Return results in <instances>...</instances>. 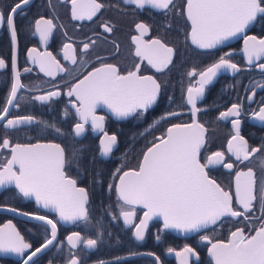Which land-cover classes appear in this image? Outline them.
<instances>
[{
	"label": "flooded vegetation",
	"instance_id": "obj_1",
	"mask_svg": "<svg viewBox=\"0 0 264 264\" xmlns=\"http://www.w3.org/2000/svg\"><path fill=\"white\" fill-rule=\"evenodd\" d=\"M19 0H0V9L8 15L11 7ZM104 7L96 13L91 20H76L71 15V0H30L22 11L14 17L17 28V42L13 44L10 32L6 25H0V58H3L6 65L0 69V109H2L8 98L11 85L15 82V72L19 71L20 81L24 87L20 88L13 104L9 107L5 120H0V143L4 139L10 141L7 147L0 148V168L11 158V149L16 144L56 143L59 144L65 153V173L76 179L78 187H84L89 195V215L92 197L95 198L93 189L97 185L96 173L102 165H109L110 180L107 184L117 183L120 174L128 169H138L145 150H126L124 139L128 138L134 142L158 138L165 135L169 126L178 123H188L192 120L193 114L190 106L186 103V92L189 86H198V75H189L193 69L197 73L205 70L208 66L218 61L224 53H231L232 63L238 65L241 71L233 73L224 70L217 75L213 81L205 87V92L197 107L202 111L198 113L199 121L207 129L206 142L200 153L201 162L213 152L225 153V163H232L234 167L227 169L222 165L210 166L207 171L209 177L215 179L226 191H235V173L239 170L246 171L251 167L256 172L258 183L264 177V148L260 153L255 154L248 161H237L232 153L227 151L228 141L234 134L230 120L221 119L219 113L227 111L233 103L242 105V112L239 117L241 121L240 134L248 141V146L261 147L264 145V124L252 119V111H258L264 101V88L258 87L264 84V70L256 65L264 63V57L259 61L248 64L247 57L243 52L244 39L247 36H255L264 39V15H258L252 22L251 27L233 42L216 47L214 49L201 50L194 47L186 35L190 32V23L183 13L185 0H174L175 7L166 14L151 6L138 8L127 0H97ZM40 17L53 20L56 27L53 29L47 42L41 41L38 34L34 35L35 20ZM107 23L112 27V32H106L103 25ZM138 23L147 24L149 30L141 37L142 41L148 43L153 39H159L174 49L172 63L162 72H157L146 59L135 55L137 43L133 37H140V31L136 28ZM94 41L87 54L81 49L84 43ZM72 44L76 49L77 65L71 64L64 57V44ZM37 49L33 55L50 52L60 62L67 72H58L55 76H48L40 70L39 63L34 62L28 55L29 50ZM100 59H97V58ZM13 59L15 67H13ZM81 61L87 63L81 64ZM101 63L115 64L121 74L128 71H135L136 65L140 66L139 75L153 76L161 83V93L157 103L146 113L139 111L128 117H117L107 106L101 105L97 108L96 114L103 116V129L94 130L91 122L85 124V131L80 135L74 134V126L81 122L75 107L69 101H75V97H68L67 91L78 79L86 75ZM27 68L29 71L25 72ZM60 91L61 95L53 97L50 101L41 102L35 97L44 95L49 91ZM179 91H181L179 95ZM253 91L255 96H252ZM183 93V95H182ZM252 97L248 99V97ZM177 100V108L168 112H176L177 116H166L164 120L159 117L165 115L166 109H171ZM19 107H16V105ZM162 104V108H158ZM165 104V105H164ZM32 116L35 120L32 123L17 125L15 128H6V120ZM157 121H159L157 123ZM55 125V127H50ZM56 128L60 131L57 132ZM109 136H117V145L108 156L101 154V138L103 133ZM156 140V141H157ZM145 143L141 146H143ZM75 154V159L73 155ZM124 167V170L114 176L115 170ZM103 173V172H102ZM104 174V173H103ZM115 190V187H114ZM115 207L117 216L119 214V202L115 192ZM233 207L242 211L241 206L234 203ZM15 209V213L4 209ZM144 210L138 209L134 224H138ZM21 213L32 216H47L57 222V240L44 252L33 259L34 264H68L74 256L78 257L80 264H90L97 261H105L102 257L106 255L100 248L99 243L92 249L86 248L83 244L76 248H70L66 237L73 232H80L85 238L82 230L84 221H78L73 225H65L59 221L58 214L53 210H45L39 207L36 201L26 199L16 187L6 185L0 187V229L11 222V225L23 236L26 243L32 245L26 255L39 247L46 238H50V226L44 222L30 220L21 217ZM108 216V215H107ZM113 216V214H112ZM250 216L253 219L241 217H226L222 223L210 225L207 228L189 236L178 237L165 230L163 223L153 220L149 225L144 240H136L133 235L134 227L127 226L121 217L118 216L123 228L131 232L132 238L141 246L148 238L149 230L156 228V231L165 236L169 233L177 238V248L183 249L185 245L196 249L198 258L193 257L190 264H213L208 255L209 243L201 237L208 236L210 241L227 240L231 231L236 228H244L245 233L252 232L260 226V220L255 219L261 216L258 208L254 209ZM113 219V218H112ZM118 227V225L115 223ZM120 228V227H119ZM123 233V229L120 228ZM154 234V233H153ZM254 234V232H253ZM92 235V233H91ZM118 235V234H117ZM155 240V246L160 248L159 254L156 251L138 249L135 252L155 253L161 264H178L174 258H169V249H163L162 237ZM92 238V237H90ZM161 238V240H160ZM94 239V238H92ZM63 241V243H59ZM125 247V246H124ZM164 251L162 254L161 252ZM124 254L122 256L128 255ZM11 252H0V264H23L26 258ZM120 256V257H122ZM163 256V258H162ZM157 264L156 260L150 257H138L129 260H117L118 264H143L145 260ZM142 261V262H141ZM145 264H149L146 263Z\"/></svg>",
	"mask_w": 264,
	"mask_h": 264
},
{
	"label": "snow or ice",
	"instance_id": "obj_2",
	"mask_svg": "<svg viewBox=\"0 0 264 264\" xmlns=\"http://www.w3.org/2000/svg\"><path fill=\"white\" fill-rule=\"evenodd\" d=\"M143 9L151 6L165 14L175 7L174 0H127ZM30 0H19L11 7L7 16L0 9V25H6L13 44L17 42V28L14 17L22 6H26ZM71 15L73 19L91 20L104 5L97 0H71ZM183 13L190 23V32L186 39L201 49H214L236 37L256 20L258 15H264V0H185ZM56 25L51 19L40 17L35 20L34 35L38 34L41 41L47 42ZM106 32H112V27L107 23L103 25ZM136 28L140 31V37H133L137 43L135 55L146 59L157 72H162L172 63L174 49L159 39L145 43L141 37L149 30L147 24L138 23ZM95 42L84 43L81 51L87 54ZM64 59L77 65L75 47L64 44ZM243 52L249 65L264 57V39L255 36H247L244 39ZM37 49L29 50L28 55L34 62L39 63L40 70L48 76H55L58 72L68 70L60 64L50 52L38 54ZM231 53H224L217 62L208 66L205 70L196 72L192 70L189 75H198V86L187 88L186 103L191 106L193 114L191 123L173 124L167 129L165 137L158 138L143 154L138 169L124 171L119 176V182L115 184V192L119 202V217L125 224L135 228L133 235L136 240H144L148 228V221L153 217L163 218L164 228H173L183 232H198L210 225L222 223L226 217H241L253 219L250 213L258 208L261 216L260 226L252 232L245 233L244 228H236L230 232L229 238L216 240L208 249L214 264H264V177L258 178L253 168L246 171L239 170L235 173V191H226L215 179L209 177L207 169L210 166L222 165L232 169V163H225V153L213 152L201 162V149L205 145L207 129L204 124L195 119L196 113L202 111L197 107V102L209 85L221 70H230L233 73L241 71L237 64L232 63ZM97 59H100L99 57ZM15 67V60L12 61ZM87 61H81V64ZM6 62L0 58V69ZM264 70V63L256 65ZM25 72L29 69L25 68ZM140 66L136 65L135 71L121 74L115 64L101 63L78 79L67 91L68 97H75V101H69L75 107L80 117L79 123L74 126V134L80 136L85 131V124L91 122L94 130L103 129V116H98L96 110L101 105L107 106L117 117H128L138 111L146 113L151 106L157 103L161 93V83L153 76L139 75ZM21 73L15 72V82L11 85L5 106L0 109V120H5L9 107L13 104L17 92L24 85L20 81ZM264 88V84L258 85ZM60 91H49L44 95L35 97L41 102L50 101L53 97L60 96ZM252 96H255L253 91ZM252 97H248L251 99ZM16 107H19L17 104ZM242 112L240 103H233L227 111L219 113V118L228 119L232 125L234 134L227 144V151L236 157L237 161H248L255 154L260 153L261 147L248 146V141L240 134ZM176 112H167L159 117L164 120L166 116H177ZM251 117L264 124V101L258 111H252ZM35 117L23 116L6 120V128H15L17 125L32 123ZM159 121H157L158 123ZM55 127V125H50ZM59 132L60 129L56 128ZM101 140V154L108 156L117 145V136H109L103 133ZM10 141L4 139L0 148L7 147ZM75 159V154L73 155ZM65 153L59 144H16L11 149V159L0 168V187L14 184L24 197H34L44 208L54 210L60 220L75 224L78 221H89V195L84 187H78L76 179L65 173ZM120 168L115 171L120 172ZM96 176L102 177V172ZM115 176V174H113ZM103 183L102 179H98ZM111 190L113 184H108ZM235 203L241 206L242 211L233 207ZM142 205L145 209L143 218L138 224H134L136 216L135 206ZM12 211H16L12 209ZM25 215H31L25 213ZM113 213V219L118 218ZM50 225V238L26 255L27 250L32 249L30 243H26L23 236L15 229L11 222L0 229V252H11L26 258L23 264H34L33 258L38 253L46 250L57 240V222L47 216L36 217ZM254 232V234H253ZM70 248H76L83 244L92 249L97 246L98 239L85 238L80 232H73L66 237ZM159 239V236H157ZM209 241L208 236L201 237ZM59 243H63L60 241ZM173 251V249H169ZM155 256V253H150ZM180 264H190L193 257L198 258L196 249L185 245L177 252ZM119 259V257H117ZM157 261L159 257H156ZM51 264V262H49ZM68 264H80L77 257H72ZM99 264H107L100 261Z\"/></svg>",
	"mask_w": 264,
	"mask_h": 264
},
{
	"label": "trees",
	"instance_id": "obj_3",
	"mask_svg": "<svg viewBox=\"0 0 264 264\" xmlns=\"http://www.w3.org/2000/svg\"><path fill=\"white\" fill-rule=\"evenodd\" d=\"M179 95L181 91H179ZM183 95V93H182ZM175 104L171 109H166V112L172 109L177 108V100H175ZM165 105V104H164ZM163 105L160 104L158 108H162ZM156 138L150 137L148 139L139 140L140 142H134V140H130L128 138H125L123 141L124 148L123 151L126 150H145L147 147L152 145L154 142H156ZM145 143L143 146H141ZM122 170H124V167H119ZM97 172H103L102 177H99L98 179H102L103 183H98L95 185L93 192L95 194V198L92 197V202L90 203V215H89V221L84 222L82 226V230L85 233L87 238H94L98 239L99 248L106 253L105 256L102 258L106 260L107 264H118L117 257L120 258V256L128 253H132L137 251L138 249H145L147 251H156L159 254L160 248L155 246V240L157 239V236L160 235L156 231V228H151L149 230L148 238L147 240L141 245L137 246L135 241L132 238L131 232L128 230H125L119 221V219H112V214H117V210L115 207V190H114V184L113 188L109 190L107 188V182L110 180V172L109 165L104 166L100 168ZM120 172L115 171V176H117ZM114 176V181H115ZM108 215V216H107ZM115 223L118 225V227L115 225ZM122 228L124 231L123 233L120 231V228ZM92 233V235H91ZM154 233V234H153ZM118 234V235H117ZM162 237V243H163V249H170V248H177V238L173 235L166 233L165 236L160 235ZM161 240V238H160ZM125 246V247H124ZM163 250L161 253L163 254ZM163 258V256H162ZM145 260V259H143ZM147 263L152 264L151 261L145 260L143 261V264ZM142 262V261H141ZM66 264V262L64 263Z\"/></svg>",
	"mask_w": 264,
	"mask_h": 264
},
{
	"label": "water",
	"instance_id": "obj_4",
	"mask_svg": "<svg viewBox=\"0 0 264 264\" xmlns=\"http://www.w3.org/2000/svg\"><path fill=\"white\" fill-rule=\"evenodd\" d=\"M251 25H252V23L251 24H249V26L244 30V32H242V33H240V34H238L236 37H233V38H231L229 41H226L224 44H222V45H218L217 47H220V46H224V45H227V44H229V43H231V42H233L235 39H237L239 36H241V35H243L250 27H251ZM190 42H191V40H190ZM191 44H192V42H191ZM194 47H196V48H198V49H201V48H199V47H197L196 45H194V44H192ZM201 50H206V49H201ZM224 70H221L217 75H219L220 73H222ZM186 95H187V92H186ZM198 101H200V100H198ZM190 106V105H189ZM152 107V106H151ZM190 108H191V106H190ZM195 119H197L198 121H199V119H198V113H196V115H195ZM192 120H193V117H192ZM192 120L190 121V122H188V123H191L192 122ZM200 122V121H199ZM201 123V122H200ZM177 124V123H176ZM172 126V125H171ZM171 126H169V127H171ZM168 127V128H169ZM206 128V127H205ZM166 133H167V131H166ZM166 133H165V135H163V136H160V137H165L166 136ZM206 134H207V132H206ZM206 134H205V142H206ZM159 137V138H160ZM104 139V135H103V137L101 138V140H103ZM156 142H159V140H157ZM43 144H48V143H43ZM53 144H56V143H53ZM152 146V145H151ZM151 146H149V147H151ZM148 147V148H149ZM147 148V149H148ZM147 149H146V151H147ZM203 149V148H202ZM202 149H201V151H202ZM145 151V152H146ZM11 159V158H10ZM142 159H143V157H142ZM142 159H141V161H142ZM129 170H131V169H128V170H125V171H129ZM123 174V172L120 174V175H122ZM211 178V177H210ZM212 179V178H211ZM119 182V179H117V183ZM116 183V184H117ZM8 186H12V187H15V185L14 184H9V185H6V187H8ZM26 199H31V200H34V201H36L35 200V198L34 197H26ZM36 203H37V205L39 206V207H41V208H43V209H45V210H52V209H50V208H44L43 206H42V204H40V203H38L37 201H36ZM138 209H141V210H144L145 211V209L143 208V206L142 205H137V206H135V212H136V215H137V210ZM4 210H6V211H10V212H12V213H15V211H12V209H8V208H6V209H4ZM54 211V210H53ZM144 213V212H143ZM143 213H142V215H141V218H143ZM21 215V217H23V218H26V219H30V220H37V221H41V222H44V223H46L45 221H42V220H39V219H37L36 217H39V216H32V215H25V214H23V213H21L20 214ZM136 217V216H135ZM122 218V217H121ZM140 218V219H141ZM122 220H123V218H122ZM153 220H159L160 222H162L163 223V218L162 217H160V216H156V217H153V219L152 220H150V221H148V227H149V225L151 224V222L153 221ZM59 221L62 223V224H65V225H73V223H69V222H65V221H62V220H60V218H59ZM124 221V220H123ZM134 221H135V219H134ZM140 221V220H139ZM134 223V222H133ZM139 223V222H138ZM127 226H132V225H128V224H126ZM50 226V225H49ZM164 226V225H163ZM51 227V226H50ZM148 229V228H147ZM165 230L166 231H168V232H170V233H172L173 235H175V236H178V237H189V236H191V235H193V234H195V233H197V232H187V233H185V232H183L182 230H178V229H173V228H165ZM201 230H203V229H201ZM200 230V231H201ZM134 231H135V229H134ZM146 232H147V230H146ZM146 232H145V235H146ZM199 232V231H198ZM134 233V232H133ZM55 242V241H54ZM53 242V243H54ZM207 243H209V248L211 247V243H212V241H206ZM215 242V241H214ZM53 245V244H52ZM52 245H50L49 247H51ZM48 247V248H49ZM47 248V249H48ZM208 248V249H209ZM46 249V250H47ZM182 249H180V250H175V249H173V251H168L167 252V256L169 257V258H174L175 259V261H176V263H178V264H180V258L176 255V253L177 252H180ZM45 251V250H44ZM44 251H42V252H44ZM41 252V253H42ZM40 253H38L37 254V256L39 255ZM208 255H209V257L211 258V260H212V257L210 256V254H209V251H208ZM36 256V257H37ZM76 257V256H75ZM138 257H150V258H153V259H155L156 260V262H157V264H161V262H160V260H158L157 261V259H156V255L155 256H153V255H150V253L149 252H138V253H133V254H128V255H125V256H122V257H120L119 258V260H129V259H133V258H138ZM35 258V257H34ZM33 258V259H34ZM78 258V257H77ZM99 262L100 261H97V262H92V263H90V264H99ZM212 263L214 264V262H213V260H212Z\"/></svg>",
	"mask_w": 264,
	"mask_h": 264
}]
</instances>
